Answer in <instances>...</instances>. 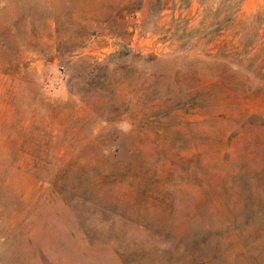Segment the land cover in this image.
<instances>
[{"label": "rangeland", "instance_id": "1", "mask_svg": "<svg viewBox=\"0 0 264 264\" xmlns=\"http://www.w3.org/2000/svg\"><path fill=\"white\" fill-rule=\"evenodd\" d=\"M0 264H264V0H0Z\"/></svg>", "mask_w": 264, "mask_h": 264}]
</instances>
